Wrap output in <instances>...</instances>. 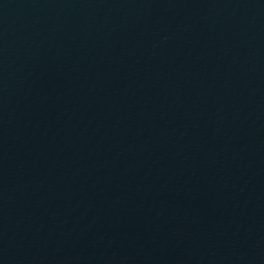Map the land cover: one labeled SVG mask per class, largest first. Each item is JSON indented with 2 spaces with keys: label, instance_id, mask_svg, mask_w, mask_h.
I'll return each mask as SVG.
<instances>
[{
  "label": "water",
  "instance_id": "1",
  "mask_svg": "<svg viewBox=\"0 0 264 264\" xmlns=\"http://www.w3.org/2000/svg\"><path fill=\"white\" fill-rule=\"evenodd\" d=\"M0 264H264V0H0Z\"/></svg>",
  "mask_w": 264,
  "mask_h": 264
}]
</instances>
